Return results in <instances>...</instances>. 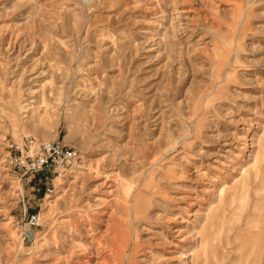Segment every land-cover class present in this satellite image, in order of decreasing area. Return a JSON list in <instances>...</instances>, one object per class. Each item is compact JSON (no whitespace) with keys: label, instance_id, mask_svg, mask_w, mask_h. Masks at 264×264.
Wrapping results in <instances>:
<instances>
[{"label":"rangeland","instance_id":"374dc122","mask_svg":"<svg viewBox=\"0 0 264 264\" xmlns=\"http://www.w3.org/2000/svg\"><path fill=\"white\" fill-rule=\"evenodd\" d=\"M27 138L77 158L21 176ZM263 246L264 0H0V264H264Z\"/></svg>","mask_w":264,"mask_h":264},{"label":"built area","instance_id":"2783aa9c","mask_svg":"<svg viewBox=\"0 0 264 264\" xmlns=\"http://www.w3.org/2000/svg\"><path fill=\"white\" fill-rule=\"evenodd\" d=\"M26 147L28 151L21 144L15 143L12 147L14 156L10 157L9 162L11 168H15L14 172H20L21 176H33L44 170H51L60 178L77 158L76 152L53 141L40 142L35 138H27ZM48 190L52 192L54 187H49ZM37 220V216L31 214L28 223L34 225Z\"/></svg>","mask_w":264,"mask_h":264},{"label":"bare ground","instance_id":"6f19581e","mask_svg":"<svg viewBox=\"0 0 264 264\" xmlns=\"http://www.w3.org/2000/svg\"><path fill=\"white\" fill-rule=\"evenodd\" d=\"M53 177H54V179H57V177H56V175L53 173ZM104 184V183H103ZM112 186V185H111ZM90 222H91V220H90ZM94 229L92 228V224L90 223V227L88 228V230H87V232L88 233H90V232H92ZM104 242V241H103ZM127 240L125 239V236H124V234L120 237V246L119 247H117V249H115V250H113V248L110 250L111 251V253L112 254H114L115 256L117 255V256H119L120 258H122L124 255H125V253H126V248L128 247V244H127ZM254 243V242H253ZM240 244V243H239ZM256 246H258V245H256ZM137 247V246H136ZM259 247V246H258ZM264 247V246H263ZM252 249V248H251ZM263 249V248H262ZM261 249V250H262ZM253 250V249H252ZM260 250V251H261ZM88 251V253L89 254H91V252L89 251V249L87 250ZM242 253L244 252V251H241ZM99 253V252H98ZM135 253H136V249H135V252H133L132 253V255H131V257H132V259H131V264H135V262H134V256H135ZM101 254V253H100ZM249 254V253H248ZM252 254V253H251ZM248 257V256H247ZM85 258V257H84ZM245 261V260H244ZM109 262V261H108ZM79 264H84V263H82V262H80ZM85 264H92V261H88L87 263H85ZM255 264V263H254Z\"/></svg>","mask_w":264,"mask_h":264}]
</instances>
